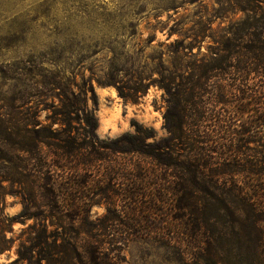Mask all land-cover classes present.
<instances>
[{"label": "rangeland", "instance_id": "374dc122", "mask_svg": "<svg viewBox=\"0 0 264 264\" xmlns=\"http://www.w3.org/2000/svg\"><path fill=\"white\" fill-rule=\"evenodd\" d=\"M254 5L0 0V264H46L53 245L85 261L103 223L124 232L123 264H197L185 167L264 188V64L252 72V42L232 35ZM171 102L183 127L170 134Z\"/></svg>", "mask_w": 264, "mask_h": 264}, {"label": "trees", "instance_id": "16d2710c", "mask_svg": "<svg viewBox=\"0 0 264 264\" xmlns=\"http://www.w3.org/2000/svg\"><path fill=\"white\" fill-rule=\"evenodd\" d=\"M262 2L264 0H256ZM247 22L239 26V30L232 33L236 42L242 44L245 37H249L252 47H246L255 63V70L264 64V11L258 6L248 7ZM260 11V13H258ZM252 17H251V16ZM172 110H168L165 115L166 130L171 133L179 132L181 127V112L179 103L171 102ZM255 105H258L257 103ZM175 109V110H174ZM84 113L85 122L91 125L92 135L96 137L98 120L87 110ZM67 114V112H66ZM264 121V118H263ZM173 122V126L171 124ZM135 138L126 137L124 142L134 145ZM130 149V148H129ZM127 149V150H129ZM62 150L67 154L72 151L70 142H67ZM77 150V149H75ZM130 152V151H123ZM133 152V151H132ZM160 164L172 166L171 163L160 161ZM171 164V165H169ZM264 164V161H263ZM208 165H188L185 171L189 174V191L178 202V210H188L191 215L190 225L182 228L183 235L193 237L191 245L194 244L197 264H264V188L249 193L238 191L233 186L228 189L218 187L214 177L223 175L225 172L216 173L211 171L213 178L205 177L201 170ZM252 168V174L264 177V167L260 169ZM212 190V191H211ZM200 194L198 197L195 194ZM259 204L256 207L255 201ZM164 233L161 228L156 229ZM115 233H124L120 228L102 224L101 235L103 239H94L84 247L85 257H81L75 251H70L69 247L51 246V252L45 259L46 264H123L121 256L123 239L115 237ZM183 241H176V244ZM197 244V246H196ZM58 254L64 255L58 258ZM74 259L77 263H73Z\"/></svg>", "mask_w": 264, "mask_h": 264}]
</instances>
